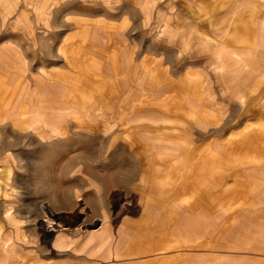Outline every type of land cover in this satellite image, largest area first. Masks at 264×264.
I'll list each match as a JSON object with an SVG mask.
<instances>
[{
	"label": "rangeland",
	"instance_id": "obj_1",
	"mask_svg": "<svg viewBox=\"0 0 264 264\" xmlns=\"http://www.w3.org/2000/svg\"><path fill=\"white\" fill-rule=\"evenodd\" d=\"M0 227L10 264H264V0H0Z\"/></svg>",
	"mask_w": 264,
	"mask_h": 264
},
{
	"label": "crops",
	"instance_id": "obj_2",
	"mask_svg": "<svg viewBox=\"0 0 264 264\" xmlns=\"http://www.w3.org/2000/svg\"><path fill=\"white\" fill-rule=\"evenodd\" d=\"M56 118L57 117V120L58 121H62L63 119H66V118H63L64 116L63 115H50V114H45V115H41V116H35V117H33L32 119V121L35 123V124H40V125H42V124H47V119H52V118ZM50 120H49V122H50ZM48 122V123H49ZM10 208L8 209V210H6L5 211V213H6V215L7 216H9V218L8 219H10V220H14V219H16V217H12V215H10ZM41 211L42 212H46V213H51V214H54V216H55V213L53 212V211H51L50 209H49V207L48 206H45V205H43L42 207H41ZM53 221H54V218H53ZM53 221H51L50 223H49V225H47V226H45V228L47 229V230H49L50 229V231H46V235H45V238L44 239H48V237H51L52 235H53V233H56L57 232V225H56V223H53ZM2 227V226H1ZM0 227V228H1ZM45 231V230H44ZM6 236H7V238H9V236L6 234ZM4 249H5V247H3ZM10 258L11 257H9V255H6V254H4V253H2L1 251H0V264H10Z\"/></svg>",
	"mask_w": 264,
	"mask_h": 264
},
{
	"label": "bare ground",
	"instance_id": "obj_3",
	"mask_svg": "<svg viewBox=\"0 0 264 264\" xmlns=\"http://www.w3.org/2000/svg\"><path fill=\"white\" fill-rule=\"evenodd\" d=\"M47 226V225H46ZM46 229V228H45ZM47 230H45V232H46Z\"/></svg>",
	"mask_w": 264,
	"mask_h": 264
}]
</instances>
